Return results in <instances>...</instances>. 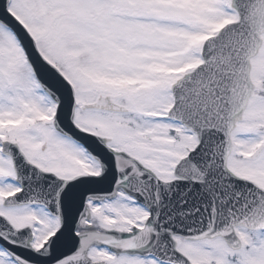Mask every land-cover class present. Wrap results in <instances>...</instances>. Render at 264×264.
I'll list each match as a JSON object with an SVG mask.
<instances>
[{"label": "snow or ice", "instance_id": "1", "mask_svg": "<svg viewBox=\"0 0 264 264\" xmlns=\"http://www.w3.org/2000/svg\"><path fill=\"white\" fill-rule=\"evenodd\" d=\"M0 264H264V0H0Z\"/></svg>", "mask_w": 264, "mask_h": 264}]
</instances>
